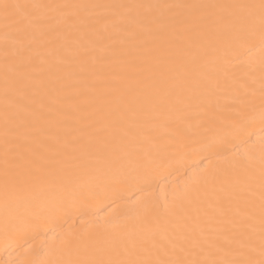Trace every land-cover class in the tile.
<instances>
[{
  "label": "bare ground",
  "instance_id": "obj_1",
  "mask_svg": "<svg viewBox=\"0 0 264 264\" xmlns=\"http://www.w3.org/2000/svg\"><path fill=\"white\" fill-rule=\"evenodd\" d=\"M0 3L21 6L7 19L0 8V264L66 258L54 251L62 244L57 233L68 232L131 236L136 251L154 256L196 241L230 248V259H264L258 173L249 186L230 170L229 161L241 158L233 155L242 151L240 140L225 145L229 159L202 148L210 130L238 115L249 117L244 139L264 135L260 10H202L204 22L194 29V10L182 7L260 0ZM65 4L81 7H57ZM220 16L231 24L212 22ZM6 139L28 159L42 154L44 171L21 161L6 177ZM158 155L172 162L154 169L141 192L137 162ZM209 173L218 174L214 185L177 215L163 214L166 202ZM40 188L42 196L26 200ZM81 203L83 215L57 212L45 223L58 205Z\"/></svg>",
  "mask_w": 264,
  "mask_h": 264
},
{
  "label": "snow or ice",
  "instance_id": "obj_2",
  "mask_svg": "<svg viewBox=\"0 0 264 264\" xmlns=\"http://www.w3.org/2000/svg\"><path fill=\"white\" fill-rule=\"evenodd\" d=\"M20 5L9 3H0V8L5 13L7 19L8 13L14 8H20ZM32 7H38L33 5ZM60 8H78L80 5H57ZM194 10L192 19V28H199L204 22V18L199 15L202 10L207 9H232V8H255L260 10V26L262 40H264V0H260L259 5H220V4H191L183 5ZM213 23L230 25V16H220L212 20ZM249 117L238 115L234 118H229L227 121H222L216 128L210 130L211 137L202 144V148L210 154L221 156L225 159L229 157L224 153V147L227 143L234 140H240L239 148L241 152L233 153L234 156L239 155V160H230V170L233 171L237 180H243L249 186L257 179L260 187L261 200V216L264 220V135L259 141H252L249 135L246 139V129L248 126ZM261 123L264 124V107L260 113ZM7 135V133H6ZM103 150L110 151V145L102 142ZM258 148V154H257ZM45 151H51L45 147ZM88 155H91V146L84 149ZM45 159L42 154H35L34 158L28 159L23 153L13 151L9 146V141L5 140V149L3 153L2 163L4 174L9 176V170L20 165L22 161L24 166L36 171H44L41 161ZM172 158L167 155H158L150 157L145 162H137L134 169L135 176L133 177L140 184V191L145 192L149 189V180L154 169L164 168L170 165ZM218 178L217 173H209L200 176L190 187L186 188L178 195H174L170 202H166L162 208V212L166 217L177 215L178 211L192 204L200 195L203 189L214 185ZM44 194V189L40 188L36 191H30L27 194L26 200L37 199ZM90 195H96L91 193ZM13 206V202L5 201L4 207ZM78 211L82 215L85 213L83 203L81 204H60L54 210L53 214L45 221V223H54L55 214L57 212L70 213ZM39 227V224L35 225ZM57 238L61 240V248L55 250L61 256L66 258L58 259L50 262V264H255L251 260L227 258L231 254L230 248H221L210 244L207 248L201 246L198 242L192 241L187 247L173 245L171 248L161 249L155 256L151 250L136 251L138 245L131 237H111L101 239L97 234L85 232H68L57 233ZM121 240L126 241L124 247H121ZM127 242H131V247L127 246ZM219 253H224L222 258H218ZM261 255L264 256V236H262ZM259 264H264V259L259 261Z\"/></svg>",
  "mask_w": 264,
  "mask_h": 264
}]
</instances>
